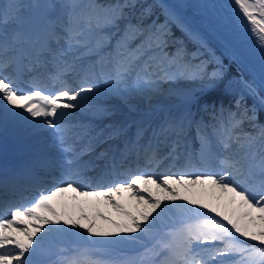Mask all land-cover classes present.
Instances as JSON below:
<instances>
[{"label":"snow or ice","instance_id":"1","mask_svg":"<svg viewBox=\"0 0 264 264\" xmlns=\"http://www.w3.org/2000/svg\"><path fill=\"white\" fill-rule=\"evenodd\" d=\"M233 4L264 57V0H233ZM62 6L67 9V22L59 33V26L54 25L51 39L40 45L42 55L47 53L53 61L60 62L53 77L60 81L59 89L45 91L35 78L28 82V90L20 87L18 78L7 73L13 61L7 58L8 45L0 37V124L15 118L25 124L39 121L52 130L54 143L72 156L50 189L42 187L35 197L6 203L0 213V264H34L32 257L43 251L42 241L53 235L77 236L88 243L71 249L60 246L55 259L47 264H264V125L255 124V109L242 106L240 98L235 101L237 111L221 107L218 114L213 113L215 123L211 125L194 121L190 113L165 118L152 129L146 145L137 148L138 140H134L117 150L119 159L124 160L132 151L139 159L142 149L144 168L120 172L114 154L104 175L94 180L86 178L87 164L80 157L94 151L98 142L123 131L106 126L107 132H96L90 125L64 122L67 110L78 107H94L98 114L107 113L101 106L80 103L89 99L85 93L100 90L96 81L102 80L108 90L123 92L120 85L133 71L137 84L153 83L149 76L156 72L170 76L171 69H176L178 75L195 73L187 61L189 54L181 47L175 53L165 51L167 21L144 25L127 20L126 11L137 6L136 0H117L111 5L68 0ZM7 7L0 4V9ZM149 12L150 6L141 8V15ZM168 15L171 18V13ZM122 20L126 23L116 45L107 58L100 55L110 36L105 29L118 27ZM6 22L5 13L0 23ZM54 39L58 44L62 41V46L52 48ZM136 39L139 43L133 46ZM198 42L206 48L202 40ZM73 52L77 55L71 61L66 59ZM81 52L96 54L99 63L110 64L112 71L99 75L91 72L82 86L71 87L63 76L75 70ZM191 56L195 59L197 53ZM39 62L37 58L32 67ZM154 66L156 72H152ZM218 75L213 72L210 80ZM245 87L264 106V96L252 84L246 82ZM244 120L252 124L254 133L238 131ZM193 123L200 141L198 153L189 151L186 143V130ZM144 131L138 127L137 137ZM78 141L85 142L79 151L74 147ZM161 144L169 147L166 156L160 152ZM105 156L106 152L99 154L101 159ZM165 159L172 161L170 174L157 175L152 169ZM106 176L131 178L118 181ZM0 183L7 188V180ZM55 197L60 198L57 203L52 202ZM168 222L177 226L167 227L164 237L139 255L93 247L98 242L93 238L140 243L143 237L152 236L157 224L164 227ZM161 253L165 255L157 259Z\"/></svg>","mask_w":264,"mask_h":264},{"label":"bare ground","instance_id":"2","mask_svg":"<svg viewBox=\"0 0 264 264\" xmlns=\"http://www.w3.org/2000/svg\"><path fill=\"white\" fill-rule=\"evenodd\" d=\"M47 0H38L37 4L33 7V9L28 13L29 16L34 15L37 12L38 8H41L43 6V2ZM162 3L164 4V7H169L172 9L173 6L179 7L185 5V14L188 16H191L193 18H196L199 20V24L201 26H206L209 28L208 30L211 32L213 31V28L199 15L197 14L193 7L188 5L184 0H161ZM176 15V14H175ZM16 15L10 16L7 14V22L11 24L13 20L15 19ZM181 18V20L186 21V18L182 16H178ZM50 18V14L48 15V19ZM195 19V20H196ZM203 24V25H202ZM16 25H10L8 28V31L5 34H0V37H2L5 42L6 39L9 38L10 36H14L16 33ZM193 30V28H191ZM212 29V30H211ZM217 37V36H216ZM207 43V42H206ZM208 44V43H207ZM212 48L215 47V45H212ZM77 54V53H75ZM74 53L70 56H68L69 59H72ZM131 78H128V81H130ZM127 80V79H126ZM194 80V79H193ZM193 80H189L186 88L182 86L181 83L179 82H173L171 80H165L163 81L162 85L155 91L151 93L150 99H146L144 93L140 95H135L132 98H126V95H124L121 92H115V95L119 97L120 101H123L124 104L120 103L118 100L113 101L109 100V102L104 103L106 104V107H103L107 109L108 114L105 115L102 118H97L98 113L94 110V107H78L74 109L75 112L85 110L84 112L88 114L82 115L80 113H72V111L67 110V116L65 118V123H80L83 125H90L94 131L99 129L100 124L106 120L109 122L108 126H117L120 128V126L127 124L126 127L128 126L129 121H133L131 126H136V125H141L143 121H137L139 119H145L147 120L149 116L152 114H156L159 111L169 107V106H177L181 108V112L179 115H182V112L184 111L186 104L190 102V99L192 96H197L196 93H194V90L197 89H203L209 85H211V81L201 78L199 81L194 82ZM157 83H152V86H156ZM133 86V85H132ZM129 90L127 92L133 93L134 89L133 87H129ZM107 92L111 90H106ZM97 92L93 93H85L87 97H89L88 100H81L80 103L81 105H91V106H97L100 105L96 98L100 99L101 97ZM188 105V104H187ZM93 114V115H92ZM92 115V116H91ZM16 119V118H15ZM14 119V120H15ZM68 121V122H67ZM19 122L21 124L22 133H13L14 136L18 137L19 141L21 142V150L19 153L22 154L23 157L28 159L30 156L35 155L36 153L45 155V157L51 159L56 156L57 150L54 151V146L57 145L53 141L52 137V130L47 128L46 126L40 124L39 121H36L33 124H25L22 120L19 119ZM43 126L41 129L34 130V126ZM146 126V125H145ZM3 127H0V129ZM109 129L106 128L105 131L107 132ZM117 138V136H114L111 140L112 142ZM84 141H79L77 144L74 146L76 147L77 151H79L80 148L83 147ZM99 147L96 148L95 152H85L84 156L87 158H92L93 156H96ZM101 150H99L100 152ZM9 157H14L17 155V152H10V150L7 151ZM6 152V154H7ZM14 153V154H13ZM12 154V155H11ZM8 158L1 157L0 156V163H3L7 160ZM118 166L121 164H117ZM160 175V174H157ZM127 179H130V177H127ZM127 194H125V197ZM60 200L59 197L53 198V203H57ZM101 210H104L103 205L100 206ZM92 209L86 208V211H91ZM10 216V215H9ZM160 227V226H159ZM62 241L61 237H57L55 235L46 238L42 241V249L43 251L38 253L41 254L46 250V245L49 243H55L57 246L53 249L52 252L56 253L58 249V245ZM122 253L132 256L130 252H127L125 250L121 251ZM120 252V253H121ZM33 257H38V255H35ZM163 258V257H161ZM160 258V259H161ZM43 259V258H40Z\"/></svg>","mask_w":264,"mask_h":264},{"label":"rangeland","instance_id":"3","mask_svg":"<svg viewBox=\"0 0 264 264\" xmlns=\"http://www.w3.org/2000/svg\"><path fill=\"white\" fill-rule=\"evenodd\" d=\"M14 0H8V2H10V3H12ZM79 1H81V0H79ZM159 1V3H161L162 4V7H163V9L166 11V12H172V14L174 13V14H176L177 16H182V15H184V16H186V18L191 22V23H193V21H194V23H195V25H193L194 27H193V30H191V33L195 36V37H197V35L195 34V32L199 35V36H203V39L204 40H202V38H200V40H202L203 41V43H205V42H207L208 44H212V45H215V47H217V46H219V48L218 49H216V50H221L222 51V48H225V49H228L230 52H231V54H232V57H234L235 56V54H234V52L232 51V50H230V46L228 45V44H226L225 42H223L222 40H220V37L214 32V31H209L208 29L209 28H207L206 26H204L203 24V26H201L200 24H199V20H197L196 18H193V17H191V16H188V15H186V14H183V11H181L180 9H179V7H176V6H173L172 7V9H170L169 7H164V4L162 3V1L161 0H158ZM10 3H9V6L7 7V9L9 10L10 8H11V5H10ZM23 3L24 4H26V0H23ZM182 13L181 15L178 13ZM132 11H126V17H130L131 18V16H132ZM171 14V15H172ZM184 16H182V17H184ZM185 18V17H184ZM138 19V18H137ZM181 19V18H180ZM196 19V20H195ZM185 22V21H184ZM142 24H144V25H152V21L151 20H144V21H142L141 22ZM119 24V23H118ZM118 28H119V25H118V27H114L113 28V31H112V34H111V36H113V35H115L116 34V37L113 39V44H114V46L116 45V43H117V40L119 39V36H120V33H118ZM108 30H109V28H106L105 29V31H106V33H108ZM212 30V29H211ZM110 36V37H111ZM217 36V37H216ZM197 38H199V37H197ZM137 41H138V39H136L134 42H135V44H138L137 43ZM107 43H109V40H107L106 41V44ZM169 44H171V42H170V39L169 38H167V46L169 45ZM212 55H213V61H215L216 59H218V53L217 52H213L212 53ZM234 60V59H233ZM239 63V65L245 70V74L243 73V75H244V79H246L250 84H252L253 86H255V87H257L258 88V91L260 92V95L261 96H264V90L263 89H261L260 87H259V82L249 73V71H247V69H246V66H244L241 62H238ZM138 70H139V68H138ZM152 72H156V68H155V66L153 67V69H152ZM170 76H164V75H162L161 73H157L156 72V74L155 75H151V76H149V79L151 80V81H153V83H157V85L156 86H152V83L151 84H147V83H141V84H137L136 83V79H131L130 81H128V78L129 77H127V80H125V82L122 84V85H120V87H121V89H123L124 91L123 92H121V93H123L124 95H126V98L128 99V98H132V97H134L135 95H140V94H142V93H144V95H145V97H146V99L148 100V99H150V97H151V93L152 92H155L161 85H162V83H163V81H165V80H171V81H173V82H179V83H181L182 84V86H184L185 88H186V86H187V84H188V82H189V80H193L194 82H196V81H199L201 78H204V79H207V80H210V75H207L208 74V72L206 71V68L205 67H202V69L200 68V70H199V74H198V77L196 76L195 78H192V77H186V76H184V75H178V74H175L176 73V69H171L170 70ZM242 75V74H241ZM216 79V78H215ZM215 79L214 80H210L212 83L211 84H213L214 83V81H215ZM126 81H128V82H126ZM100 83V82H99ZM133 85V86H132ZM129 87H133V89H134V91H133V93H129V92H127L129 89ZM99 95L101 96V97H99L100 99H102V100H99L98 98H96V100L99 102V103H101L100 105H97V106H101V107H106V104H104V103H107V102H109V100L111 101V100H113V101H116V100H118L120 103H122V104H124V102L123 101H120L119 100V97L117 96V95H115V93H114V91H109V92H107L106 90H108V89H106L105 88V86H104V84L102 85V86H99ZM201 89L199 88V89H197V90H194V93H198L199 91H200ZM196 98H197V96H192L191 97V99H190V102H188L187 104H186V107H185V109H184V111L183 112H186V113H193L194 112V107H195V102H196ZM237 109V108H236ZM179 111L181 112V108L179 109ZM179 111H178V113H179ZM237 111V110H236ZM72 112H74V111H72ZM80 112H82V113H80V114H83V111H80ZM108 112L109 111H107V113L106 114H102L103 116H99L98 115V117L97 118H102V117H104L105 115H107L108 114ZM182 112V113H183ZM74 113H77V112H74ZM161 113H163V116L162 117H160V114ZM175 114H177V109H172V108H170V107H167L166 109H165V111H160L159 113H156V114H153L151 117H155L156 119H158L159 118V123L166 117V116H168V115H170V116H174ZM180 114V113H179ZM86 115V114H85ZM86 116H88V115H86ZM18 119V118H17ZM20 119V118H19ZM19 119H18V121L17 122H14V123H12V119H9V121L7 122V124H1L2 126H4L6 129H8V130H10V131H14V132H16V133H19L21 130H22V127H21V124H20V122H19ZM21 120V119H20ZM245 122V121H244ZM250 123V122H249ZM105 123L103 122L102 124H101V127H103V125H104ZM43 126H41V128H42ZM245 127V125L243 126V125H241V127L240 128H244ZM39 128V125L38 126H34V130H36V129H38ZM40 128V129H41ZM241 130H243V129H241ZM240 129H239V131H241ZM165 173H160V175H164ZM182 194H184V193H182ZM170 222H168V224L166 225V226H164V227H162L161 225H159V224H157V226H156V228L154 229V231H153V234H152V236L149 238V237H143L142 238V240H141V242L140 243H135V244H128V243H114V242H108V241H106V240H104L103 238H97L98 240H100V241H105V242H107L108 243V245L107 246H105L104 248H101V249H107L109 252H115V253H118L119 252V248H121V249H124L125 247H138V248H140L141 249V253L143 252V250H144V248L145 247H150L153 243H155V241L157 240V239H160L161 237H164V233H165V231L167 230V227H170ZM160 226V227H159ZM67 237V235H65V236H63V237H61L62 238V240L63 239H65ZM71 237H77V236H71ZM166 238V237H165ZM94 239H96V238H94ZM122 251V250H121ZM159 258V257H158Z\"/></svg>","mask_w":264,"mask_h":264},{"label":"trees","instance_id":"4","mask_svg":"<svg viewBox=\"0 0 264 264\" xmlns=\"http://www.w3.org/2000/svg\"><path fill=\"white\" fill-rule=\"evenodd\" d=\"M117 0H105L103 5H111ZM136 7L131 9L137 14H141L142 7H149L150 12L142 15L143 19H151L156 24H164L167 21L169 37L172 40L170 47H166L168 53H175L178 47H181L189 55L187 61L191 65V69L198 68L203 61V66L208 69V74L217 72L221 78L208 90L203 98H212L216 102L221 101L230 104V107H237L235 101L242 98V106L249 109H255V124L264 125V106H262L256 97L248 90L246 91L243 73L235 62L224 55L221 61H213L211 51L206 47H201L199 40L191 36L185 29L179 26L173 19L169 17L163 10L157 0H136ZM134 23H136L134 21ZM197 53L195 59L191 54ZM226 68V69H225ZM242 73V75H241Z\"/></svg>","mask_w":264,"mask_h":264}]
</instances>
